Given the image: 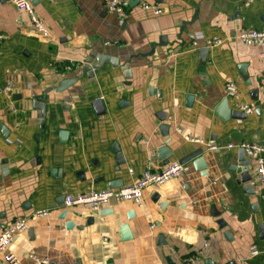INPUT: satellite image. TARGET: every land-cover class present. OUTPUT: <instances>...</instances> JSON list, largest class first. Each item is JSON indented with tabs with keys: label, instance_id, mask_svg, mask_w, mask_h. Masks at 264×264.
Returning a JSON list of instances; mask_svg holds the SVG:
<instances>
[{
	"label": "crops",
	"instance_id": "0c3cea01",
	"mask_svg": "<svg viewBox=\"0 0 264 264\" xmlns=\"http://www.w3.org/2000/svg\"><path fill=\"white\" fill-rule=\"evenodd\" d=\"M143 1L160 13L140 0L125 8V19L100 0H30L47 30L42 34L26 13L0 0V231L16 217L51 210L29 220L0 252V264H9L7 253L19 257L17 264H36L31 255L52 264H170L167 257L172 264H264V190L253 163L246 182L253 193L231 169L240 143L264 145V45L237 37L241 29H264V0ZM213 37L222 42L209 45ZM90 52L117 57L118 65L87 72ZM228 79L235 97L225 96ZM224 98L228 109L241 111L238 103L248 102L256 108L222 117L216 110ZM34 99L45 104L44 116ZM96 99L102 113L92 105ZM161 124L169 126L165 136ZM162 145L170 157L157 158ZM199 147L205 170L185 162L181 175L146 186L140 205L110 199L96 210L82 203L53 207L62 196L102 191L114 179L121 184L113 188L128 185L145 169L179 162Z\"/></svg>",
	"mask_w": 264,
	"mask_h": 264
},
{
	"label": "built area",
	"instance_id": "2783aa9c",
	"mask_svg": "<svg viewBox=\"0 0 264 264\" xmlns=\"http://www.w3.org/2000/svg\"><path fill=\"white\" fill-rule=\"evenodd\" d=\"M14 5L20 12H24L28 15L32 27L35 31L47 34V30L40 18L37 17L33 9L30 0H8ZM130 0H100L104 9L108 12H112L120 19L127 17L125 8L129 5ZM252 0H243L244 4H249ZM140 4L145 9L151 10L154 14L160 13V8L157 4H151L146 1L140 0ZM238 39L247 45H264V29H241L237 34ZM222 40L218 37H213L208 40V44H220ZM193 47H197V42L192 41ZM224 93L226 97H235L237 95V87L233 80L228 79L225 82ZM239 109L245 114L254 112L256 108L255 102L238 103ZM186 139L199 142L200 139L186 136ZM233 144H228V147H232ZM244 150L245 154L252 159L254 172L257 179L264 190V145L256 143L243 142L238 145ZM215 148V146H211ZM187 169L185 163L173 162L165 165L160 169H145L133 182L128 185H123L118 188H107L102 191H89L87 193L79 195H66L64 198V205L66 207L72 206L76 203H82L89 205L92 209H99L105 205L110 199L116 200H131L135 204L140 205L142 202L143 191L146 186L150 184L160 185L168 181L173 177L181 175ZM132 172V170H131ZM51 213L50 209H42L34 211L29 218L25 216H19L10 221L0 231V252L4 251L12 242L14 237L28 228L29 220L36 219L41 216H46ZM154 227V224H151ZM250 253L255 255L258 253L257 248L254 245L250 246ZM36 264H52L48 257H39L31 255ZM5 261L9 264H17L19 257L13 253H7L4 257ZM220 264H234L233 261Z\"/></svg>",
	"mask_w": 264,
	"mask_h": 264
},
{
	"label": "water",
	"instance_id": "95a60500",
	"mask_svg": "<svg viewBox=\"0 0 264 264\" xmlns=\"http://www.w3.org/2000/svg\"><path fill=\"white\" fill-rule=\"evenodd\" d=\"M31 2L34 4L36 3V0H31ZM138 2V0H130L129 4L132 5L133 3ZM206 52V47H202L198 49V53L200 55V60L201 63H204V53ZM92 61H95V63H92ZM104 63H108L112 66H117L118 65V59L117 57H114L112 55H108L106 53H98V52H90L88 55V58L86 60H84L83 62V66L82 69L86 70L87 72H90L94 69H98L100 67L103 66ZM128 64L123 65L122 68L128 69ZM83 74V73H82ZM76 76V77H66L64 79H62L57 86L53 87V90L56 92H61L63 90H65L66 88H68L69 86H71L73 83L76 82L77 79H79L81 76ZM149 90H151V88H149ZM48 90H45L43 92V94L45 95L47 93ZM187 99L190 100L192 99V95L187 96ZM33 104L36 108L40 109L42 112V115H45V104L43 102H41L40 100L34 99ZM92 105L94 106L95 110L97 113H102L103 109H102V104L101 101L99 99H96L92 102ZM227 110L229 111H226ZM220 113L219 115L223 116H228V112H229V116L232 117H244L245 113L242 111H237V110H232V109H228V98H224V100L218 105V108L216 110V113ZM217 113V114H218ZM225 114V115H222ZM160 121H164L165 120V115L163 117H159ZM1 131L3 132L4 128L0 126ZM159 129L161 130V133L165 136L168 134L169 131V126L167 124H161L159 126ZM6 133V132H5ZM4 134V132H3ZM5 135V134H4ZM60 135V139L62 141L65 140V137L67 136V131L65 130H61L59 132ZM170 140V137L166 139L165 143H168ZM112 150L116 153V164L120 165L124 162V158L123 155L120 153L119 148H112ZM171 152L172 150L169 149L166 145H162L160 146L158 149H156V155L157 158L159 159H164L166 157H170L171 156ZM202 152L203 149L201 147L196 148L195 150H193L192 152H190L189 154H187L186 156H184L182 159H180V163H185L189 160H193V165L197 170H205L206 168V164L204 162V159L202 157ZM252 165V159L251 158H247L245 155V152L243 149L239 150L238 153V162L236 165L231 166V169L234 170L237 174H239V177L237 179V183H242L245 186V190L248 193H253V187L251 184H246V182L252 181L253 179V175L250 172V166ZM121 179H114L111 181V183H109V188H113V186H118L121 184ZM246 184V185H245ZM64 196L60 197V202H56V204L53 207L56 206H63L64 205ZM67 209L64 208L61 211L60 214V218H65L66 214H67ZM69 225H66L67 227H69L70 225L72 226L74 223L70 222L68 223ZM221 225H223V223H220ZM29 233L32 232V229L28 230ZM121 231H127V226H122L121 227ZM227 232H225V236H227ZM159 240H162V237L159 238ZM161 242V241H159ZM167 260L170 264V258L167 257ZM208 263V261H207Z\"/></svg>",
	"mask_w": 264,
	"mask_h": 264
}]
</instances>
